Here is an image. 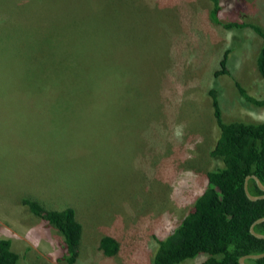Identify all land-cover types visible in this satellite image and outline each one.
I'll list each match as a JSON object with an SVG mask.
<instances>
[{
	"label": "rangeland",
	"instance_id": "rangeland-1",
	"mask_svg": "<svg viewBox=\"0 0 264 264\" xmlns=\"http://www.w3.org/2000/svg\"><path fill=\"white\" fill-rule=\"evenodd\" d=\"M217 1L221 23L245 22L264 29V0ZM92 3L68 0L55 5L59 11L67 7L72 18L73 6L81 4L85 10ZM112 3L123 12L98 6L94 21H116L114 35L128 38L130 46L148 44L129 49L127 56L146 104V113L138 114L145 115L138 127V115L123 117L129 130L110 135L115 130L111 123L121 119L90 117L85 104L86 110L79 111L83 102L75 99L38 104L28 96L23 102L0 98V238L11 241L21 262L63 264L64 258L62 238L28 212L21 202L28 198L45 211L75 209L84 229L76 264H152L157 241L193 207L206 187L205 173L220 166L209 156L218 134L209 91L217 93L223 121L264 122V109L245 102L234 86L239 82L256 99L264 95L256 70L264 40L251 29L227 30L216 24L210 18L211 0ZM84 10L72 24L30 26L51 36V53L58 52L47 70L52 78L68 74V48L71 62L74 57L81 63L89 57L115 58L110 54L115 40L110 38L104 49L97 46L91 15ZM227 50L229 74L215 77ZM99 132L100 139L95 136ZM110 138L122 146L101 148V141ZM104 235L119 244L112 257L97 249ZM205 258L200 254L180 264Z\"/></svg>",
	"mask_w": 264,
	"mask_h": 264
},
{
	"label": "trees",
	"instance_id": "trees-1",
	"mask_svg": "<svg viewBox=\"0 0 264 264\" xmlns=\"http://www.w3.org/2000/svg\"><path fill=\"white\" fill-rule=\"evenodd\" d=\"M66 1L0 0V98H17L23 102L28 96L31 102L38 104L75 99L83 102L78 107L79 111L86 110L82 107L85 104L90 117H119L120 122L111 123L115 130L110 135H123L129 130L123 117L146 113L145 100L141 98L143 93L138 87L134 67L128 65V50L143 48L148 44L130 46L128 38H117L114 35V31L119 28L116 21H94V15L99 14L98 6L112 7L115 11L123 12V8L114 6L112 0H93L85 10L83 5L77 4L73 6L72 18L67 7L59 11L55 5ZM211 1L213 7L210 18L216 24L227 30L249 28L264 40V29L255 24L221 23L217 19L218 1ZM83 10L86 15H91V36L97 46L104 49L110 38L115 40L116 48L110 53L115 54V58L110 61L89 57L86 63H81L74 57L71 62L68 48V74L64 79L52 78L47 70L52 67L51 60L58 52L51 53V45L48 44L51 36L41 35L39 31L35 33L30 26L46 24L58 28L72 24L83 17ZM120 29L124 30L123 24H120ZM103 32L108 36L103 37ZM7 50L18 52L9 56ZM227 53L228 50L220 63L221 70L214 73L215 77L229 74L226 67ZM73 55L81 54L75 52ZM135 58L131 60L133 66ZM256 70L264 82V46L258 53ZM234 86L245 102L264 109V95L256 99L248 95L239 82L234 81ZM209 96L218 128L209 156L218 160L220 166L205 173L206 187L196 198L193 207L167 237L157 241L152 264H180L200 254L206 258L198 264H239L238 260L242 256L264 252V239L256 238L249 232L253 222L264 217V199L249 200L243 187L245 179L252 175L264 185V122H225L216 91L210 90ZM138 117L136 127L145 115ZM95 136L100 139V132ZM101 142V148L122 146L111 138ZM92 149L96 148L92 146ZM248 191L253 196L263 194L252 178L248 180ZM21 202L28 212L47 222L60 235V247L64 250L63 264H76L84 229L75 209L66 207L45 211L41 204L28 198H23ZM254 231L264 235V222L257 224ZM97 249L103 256L112 257L118 253L119 244L112 236L104 235L98 240ZM245 263L264 264V257L247 259ZM0 264L35 263L21 262L19 254L12 249L11 241L0 238Z\"/></svg>",
	"mask_w": 264,
	"mask_h": 264
},
{
	"label": "water",
	"instance_id": "water-1",
	"mask_svg": "<svg viewBox=\"0 0 264 264\" xmlns=\"http://www.w3.org/2000/svg\"><path fill=\"white\" fill-rule=\"evenodd\" d=\"M250 178H252V179L255 181L257 187L263 192V194L258 195V196H253V195H251V194L249 193V191H248V180H249ZM243 187H244V192H245V194H246V196H247V198H248L249 200H251V201H256V200L264 199V185L260 182V180H259L256 176L252 175V176L247 177V178L245 179V182H244V186H243ZM262 222H264V217H261V218L257 219L255 222H253V224H252V225L250 226V228H249V232H250V234L253 235V236L256 237V238H259V239H264V235L259 234V233H256V232L254 231V227H255L257 224H260V223H262ZM262 257H264V252L261 253V254H253V255L242 256V257L238 260V262H239V264H246L245 261H246L247 259H259V258H262Z\"/></svg>",
	"mask_w": 264,
	"mask_h": 264
}]
</instances>
